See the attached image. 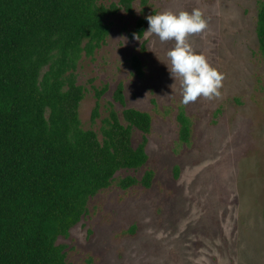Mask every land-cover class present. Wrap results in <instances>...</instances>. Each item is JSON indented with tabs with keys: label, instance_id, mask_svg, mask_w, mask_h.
<instances>
[{
	"label": "rangeland",
	"instance_id": "1",
	"mask_svg": "<svg viewBox=\"0 0 264 264\" xmlns=\"http://www.w3.org/2000/svg\"><path fill=\"white\" fill-rule=\"evenodd\" d=\"M261 1L135 0L130 13L108 18L106 43L92 58L83 57L75 72L85 89L81 125L101 139L111 111L125 124L124 107L115 100L122 86L125 108L151 117L149 161L138 172H119L69 236L58 240L69 264H264V56L255 34ZM98 3L109 7L119 0ZM197 8L207 27L188 42L224 80L219 97L184 105L180 81L166 66L175 41L147 33L136 39L133 32L149 15ZM134 56L142 76L132 67ZM180 111L191 121L188 144L179 139ZM139 142L134 129L132 145ZM146 170L154 172L149 189L118 187L120 179H141Z\"/></svg>",
	"mask_w": 264,
	"mask_h": 264
},
{
	"label": "trees",
	"instance_id": "2",
	"mask_svg": "<svg viewBox=\"0 0 264 264\" xmlns=\"http://www.w3.org/2000/svg\"><path fill=\"white\" fill-rule=\"evenodd\" d=\"M134 1L106 7L98 0H0V264H69L58 240L69 236L119 172L146 167L150 115L125 108L119 86L115 100L124 107L125 124L111 111L99 139L81 125L85 89L75 74L83 57L92 58L106 43L108 18L130 13ZM146 30L147 20L139 19L133 34L143 39ZM255 34L264 56V1ZM132 67L142 76L138 56ZM97 117L95 110L92 120ZM177 121L180 142L188 144L191 121L184 111ZM134 129L140 133L136 147ZM153 179L146 170L141 179L127 176L117 185L149 189Z\"/></svg>",
	"mask_w": 264,
	"mask_h": 264
},
{
	"label": "clouds",
	"instance_id": "3",
	"mask_svg": "<svg viewBox=\"0 0 264 264\" xmlns=\"http://www.w3.org/2000/svg\"><path fill=\"white\" fill-rule=\"evenodd\" d=\"M146 19L149 27L144 33L158 37L160 42L175 41L174 47L166 53L170 68L166 66L174 80L180 81L182 103L188 105L200 97L209 100L219 97L223 74L209 64L204 54L195 52L188 42L189 36L200 34L207 27L202 12L198 8L191 13L163 11Z\"/></svg>",
	"mask_w": 264,
	"mask_h": 264
}]
</instances>
